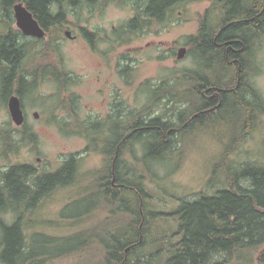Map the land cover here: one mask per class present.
I'll use <instances>...</instances> for the list:
<instances>
[{"label":"trees","instance_id":"1","mask_svg":"<svg viewBox=\"0 0 264 264\" xmlns=\"http://www.w3.org/2000/svg\"><path fill=\"white\" fill-rule=\"evenodd\" d=\"M17 1L27 5L47 36L42 39L27 37L22 44L17 39L19 31H11L13 21L0 22V92L6 103V94L18 91L24 99L35 93L39 81L50 77L60 89L77 83L58 58L67 7L83 2L91 5L98 0H0V13L8 12ZM139 1L135 0L137 16L116 33L119 46L132 43L141 34L151 33L153 26L163 24L168 15L175 13L177 6L194 2L149 0L142 5ZM227 2L230 19L243 16L249 10L243 0ZM201 21L197 34L190 36L187 43L198 67L183 77L173 75L155 86L149 81L143 83L141 86L150 96L148 103L130 111L129 115L124 114L123 103L117 105L119 107L108 119L111 139L104 140L103 136L109 133L97 130L102 123L77 121L80 130L74 133H82L94 145L87 151H99L97 145L102 140L106 144L102 150L105 163L92 174L96 195L103 196L104 205L131 213L135 219L127 228L115 233H110L108 225L104 224V232L108 233L105 238L97 232L101 226L71 238H55L28 234L19 223L2 224L0 264H48L72 255L83 256L96 244L104 250V260L96 264H264V161L240 163L233 158L264 116V99L247 71L229 67L225 47L214 44V25L207 19ZM252 25L254 22L231 23L218 42L237 36L250 46L248 31ZM83 33L90 41L97 36L87 30ZM237 45L241 47L239 42ZM52 54L56 55L55 60L51 59ZM22 58L24 62L31 59L34 62L28 63L23 73L19 70ZM160 59L166 57L160 56ZM33 66L38 69L30 72ZM132 71L127 67L122 72L129 83ZM186 83L189 85L182 97L181 86ZM73 101L77 98H72ZM213 127L223 131L225 145L212 167L206 188L194 200H181L172 213L151 211L150 201L155 190L150 189L149 180L152 185L158 183L155 167L179 154L177 144H182L185 135ZM135 144H143L145 149L144 172L123 160L126 153H133ZM80 163L81 159L73 156L60 171L44 176L38 193L27 184L26 177L32 174L29 166L11 168L3 175V184L0 179V208L9 202L14 206L35 205L39 197L58 182L71 180L73 185L76 184L81 177ZM160 191L165 190L161 188ZM100 207L101 199L94 210L86 213H94ZM149 213H153L154 219L161 216L174 218L175 229L165 227L162 230L149 219ZM78 241L83 243L69 248Z\"/></svg>","mask_w":264,"mask_h":264},{"label":"rangeland","instance_id":"2","mask_svg":"<svg viewBox=\"0 0 264 264\" xmlns=\"http://www.w3.org/2000/svg\"><path fill=\"white\" fill-rule=\"evenodd\" d=\"M148 1L140 0L139 3L143 5ZM209 4L208 0H201L185 6L179 5L167 21L154 25L151 33L141 34L138 39L125 46H119L116 33L137 16L135 0H100L91 5L84 3L67 7V22L61 34L58 58L77 83L60 89L58 83L50 77L39 81L35 93L23 99L26 116L24 125L31 127L37 135L39 140L36 144H27L17 150V147L13 149L4 142L6 137L3 132L18 128L12 119L9 105L0 92V143L4 142V145H0V175L7 167L17 164H29L40 170L50 166L51 170H56L73 156L81 159V177L68 190V194L65 190H59L54 197L42 204L43 207H48L46 211L50 213L40 217L41 220H49L40 222L47 223L45 229H40L42 232L55 238H70L101 226L97 232L105 238L108 233L104 232V224L108 225L110 233L126 227L128 218L123 213L118 215L115 206L104 205L103 196L96 195L95 191L97 187L92 174L105 163L106 156L102 150L106 144L99 143V151H87L94 145L82 133H74L80 130L77 121L104 123L121 103L126 108L124 114H130V111L142 108L150 99L141 86L143 83L149 81L155 86L165 79L173 78V75L183 77L186 72L196 69L198 66L195 57L190 53L191 47L187 43L190 36L197 34L202 22L199 13H204ZM67 30L72 31L73 38L65 35ZM83 30L97 36L91 42L84 36ZM25 38L27 37H23V43ZM181 48H186V54L179 59ZM261 53L263 67L254 84L264 99V40ZM160 56H165L166 59H160ZM51 59L55 60L56 55L52 54ZM32 62V59L25 61L24 69ZM127 67L133 69L129 77L130 83L126 81L127 75L122 74ZM37 69L35 67V71ZM72 98H77V101L72 103ZM35 114L39 116L36 117ZM223 130L225 132L226 129ZM221 132L220 128L213 127L202 132L188 133L182 138V144H177L179 154H174L169 162L159 163L155 167L158 183L152 185L149 180L150 189L155 190L154 198L150 201L151 211L172 213L179 207L181 200H194L206 188L212 167L224 150ZM103 138L111 139L112 136L105 134ZM133 149V153H126L123 160L144 172V146L135 144ZM38 158L41 162H38ZM233 158L240 163L247 160L264 161V116L256 131ZM161 188L165 191L161 192ZM100 199L102 207L99 210L85 217L80 216L94 210ZM66 214H72L73 220L68 221ZM152 214H148L149 219L162 230L165 227L175 229L174 218L161 216L154 219ZM77 216L79 217L75 218ZM13 219V216L6 217L7 222H12ZM37 229L39 228H34L33 231ZM80 243L83 242H73L69 248L79 246ZM103 260L104 250L96 244L83 256L72 255L48 264H96Z\"/></svg>","mask_w":264,"mask_h":264},{"label":"flooded vegetation","instance_id":"3","mask_svg":"<svg viewBox=\"0 0 264 264\" xmlns=\"http://www.w3.org/2000/svg\"><path fill=\"white\" fill-rule=\"evenodd\" d=\"M100 1V0H98ZM97 1V2H98ZM115 1V0H111ZM210 2L207 9H205L204 13H199L200 19H207L209 20L213 25L215 32V38H214V44L216 46L225 47L226 54H227V63L229 67L231 68H237L239 71H247V75H250L251 80L254 82L255 78L258 77L260 70L263 67V59H262V45L264 40V27H263V14H264V0H243L245 2V5L249 7V10L245 15L240 16L236 15L235 18H229L228 15V2L227 0H208ZM19 3H23L26 5L23 1H17L14 2L8 12L0 13V22L1 21H13V25L11 28L12 32L19 31V34L17 35V39L20 43L23 44V37L26 36L23 31L17 26V18H16V11L15 6ZM27 7V5H26ZM1 8V7H0ZM28 8V7H27ZM29 9V8H28ZM244 17V18H242ZM240 18V19H238ZM241 22H254V25H252L251 29L248 31L250 36L248 37V40L250 38V46H248L247 42H244L240 40L237 36L229 37L228 40L225 42H218V38L220 37L221 33L225 30L227 25H230L231 23H240ZM228 22V23H227ZM225 25H223V24ZM222 24V25H221ZM1 27V26H0ZM29 37V36H26ZM31 38V37H30ZM247 38V36H246ZM241 44V47L237 45V43ZM24 58L20 61L19 70L23 73L24 70ZM2 96V95H1ZM13 96H17L23 101L22 95L19 94L18 91H12L9 94H6L4 97L7 100V103L9 105V101ZM23 110L25 112L24 106L22 104ZM9 108V107H8ZM17 130L10 131V132H3L6 139H4V142L6 144H11L13 149L17 150L19 148H22L23 146L27 144H36L38 142L37 135L32 131V128L29 126H21L17 127ZM1 139V138H0ZM1 141V140H0ZM1 142L0 145H4ZM15 145V146H14ZM33 151V153H35ZM69 160V159H68ZM68 160H65L64 163L56 170H51L50 166L46 168L45 170H40V168H36L29 164H17L12 165L10 167H7L5 171L2 172L0 175V179L2 181V184L5 181V176H3L5 173H7L11 168L16 166H29L32 169V174H29L28 177H26V181L28 186L31 188V190L35 193L39 192V186L40 181L44 176L47 175H54L58 171H60L64 165L68 162ZM38 162H41V159L38 158ZM4 186V185H2ZM73 186L72 181L69 180L67 182H58L54 186H52L51 189H48L45 191L42 196L39 197V199L34 203L35 205L28 203L22 205H10L14 204L12 202H9L10 204H7L0 208V225L3 224V226L6 225H15L18 224L20 227H22L24 230H27V233H36L38 235H48L45 232H42L40 229H45L46 222L41 221H49L47 219H40L41 216L49 215L47 208L43 207L42 204H44L47 199L54 197L55 193H58L59 190H65L64 192L68 194V190L71 189ZM67 210V207H66ZM43 211V213L41 212ZM46 212V213H45ZM118 215L120 213H123V215L128 218L129 224L135 219V216L128 212H120V209L117 210ZM114 212V214L117 215V213ZM42 214V215H40ZM44 214V215H43ZM86 215H90L87 213L81 214V217H85ZM13 216L14 219L12 222H7L6 217ZM66 219L73 220L74 216L72 214H66ZM79 216L75 217L78 218ZM52 221V220H50ZM53 222V221H52ZM33 223V224H32ZM54 223V222H53ZM55 224V223H54ZM56 225V224H55ZM34 228H39L37 231H33ZM50 236V235H48ZM52 237V236H50ZM71 238V237H70ZM2 235L0 233V241L2 240Z\"/></svg>","mask_w":264,"mask_h":264},{"label":"water","instance_id":"4","mask_svg":"<svg viewBox=\"0 0 264 264\" xmlns=\"http://www.w3.org/2000/svg\"><path fill=\"white\" fill-rule=\"evenodd\" d=\"M17 26L23 31L26 36L35 38H45L47 32L40 25L39 21L34 17L33 13L24 5L19 3L15 6ZM65 35L68 38H73L72 31L67 30ZM186 48H181L178 53V58L185 57ZM9 109L12 119L17 127H21L26 122V116L22 107V101L19 97L13 96L9 101ZM38 117V114H35Z\"/></svg>","mask_w":264,"mask_h":264},{"label":"bare ground","instance_id":"5","mask_svg":"<svg viewBox=\"0 0 264 264\" xmlns=\"http://www.w3.org/2000/svg\"><path fill=\"white\" fill-rule=\"evenodd\" d=\"M123 1H127V0H123ZM132 1H134V0H132ZM193 1H195V2H198V1H201V0H193ZM85 2H83V3H81V4H79V5H82V4H84ZM79 5H76V6H79ZM69 6H71V5H69ZM68 6V7H69ZM135 6H136V2H135ZM185 6V5H184ZM172 15V14H171ZM170 15H168V17H169ZM168 17H166V21H167V18ZM32 70L33 71H35V67L33 66L32 67ZM188 85H189V83H186V84H182V86H181V95H182V97H184L185 96V92H186V89H187V87H188ZM125 115H129V114H125ZM109 124H110V121L107 119V121L106 122H104V123H102V125L100 126V127H98L97 128V130L98 129H102L103 131H109ZM205 129V128H204ZM201 129H197V130H194V131H192V133H196V132H202V131H200ZM109 133V132H108ZM110 134V133H109ZM131 134V132H129L128 133V135H130ZM127 135V136H128ZM102 142H104V140H102L100 143H102ZM245 143V142H244ZM105 144V143H104ZM9 145H11V144H9ZM225 145V143L223 142V146ZM12 147V146H11ZM100 197H102L101 195H100ZM129 226V223L126 225V227H124V228H122V229H125V228H127Z\"/></svg>","mask_w":264,"mask_h":264}]
</instances>
